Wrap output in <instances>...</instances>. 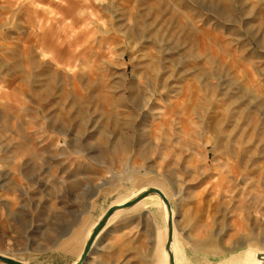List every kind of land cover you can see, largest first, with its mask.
Here are the masks:
<instances>
[{
	"label": "rangeland",
	"instance_id": "1",
	"mask_svg": "<svg viewBox=\"0 0 264 264\" xmlns=\"http://www.w3.org/2000/svg\"><path fill=\"white\" fill-rule=\"evenodd\" d=\"M104 2L0 0V256L73 264L149 187L179 264L264 249V0ZM163 226L145 198L84 264H163Z\"/></svg>",
	"mask_w": 264,
	"mask_h": 264
},
{
	"label": "bare ground",
	"instance_id": "2",
	"mask_svg": "<svg viewBox=\"0 0 264 264\" xmlns=\"http://www.w3.org/2000/svg\"><path fill=\"white\" fill-rule=\"evenodd\" d=\"M99 1V5H104L105 4V0H98ZM96 2V1H95ZM44 6V5H43ZM48 10H50V12H51V9H48ZM90 10H92V9H90ZM56 12V11H55ZM92 12V11H91ZM70 16H72V18H70L69 19V17H63V18H59V19H57L58 18V16H57V18H55V19H52V20H48V19H46L45 21H43L42 23L40 22V32L38 31V34H36L37 36H38V39L39 38H43V39H45V37L47 36V34L44 36V34H42L44 31H45V29H46V31L48 30V31H51V29H52V27H54V24L56 23V24H64L68 29H69V31L67 32V33H65L64 35H66V36H63V37H65V39H66V37L68 38V39H72V40H74L75 38H78V35H79V32H75V30H76V22H77V18H76V15H70ZM60 17V16H59ZM45 18V17H44ZM47 18V17H46ZM68 19H69V22H68ZM51 28V29H50ZM50 29V30H49ZM81 32V31H80ZM53 33V32H52ZM47 38V37H46ZM60 38V37H59ZM49 39H51V37L49 38ZM64 40V38L62 39V41ZM38 41V40H37ZM40 42V41H39ZM45 42V41H44ZM64 42V41H63ZM46 43V42H45ZM38 44H40V43H38ZM43 48V47H42ZM132 103H134L133 102V100H132ZM134 107L135 108H137L138 110H140L141 108H139V106H137L135 103H134ZM128 109H130V108H128ZM124 123H126V122H124ZM158 189V188H157ZM145 189H143L142 191H140L139 193H137L136 195H134L133 197H131L129 200H127V201H130L131 199H133V198H135L137 195H139L140 193H142L143 191H144ZM160 190V189H159ZM161 191V190H160ZM163 192V191H162ZM164 193V192H163ZM165 194V193H164ZM157 197L158 199H159V197L158 196H156V195H153V196H149V197ZM166 196V195H165ZM167 197V196H166ZM168 199V198H167ZM126 201V202H127ZM142 201V200H141ZM140 201V202H141ZM169 201V200H168ZM125 203V202H124ZM124 203H122V204H124ZM139 203V202H138ZM137 203V204H138ZM159 203H160V205H161V214H162V219H163V217L165 218V220L167 219V216H168V214H167V211H166V209H165V207L164 206H162V204H161V201H160V199H159ZM170 203V202H169ZM122 204H120V205H122ZM137 204H135V205H137ZM134 205V206H135ZM157 205V201L154 199V198H151V200H149L148 202H146V205H144V208L145 209H149V208H152V207H155ZM114 206H116V205H114ZM134 206H132V207H134ZM170 206H171V204H170ZM113 207V206H112ZM131 207V208H132ZM164 207V208H163ZM130 209V208H129ZM129 209H127V210H129ZM127 210H122V211H118V212H116L115 214H119V213H122V212H124V211H127ZM174 211L172 210V208H171V214H172V218H173V243H172V246H171V252H172V254L174 255V258H175V264H179L178 263V260H177V258H176V256H175V252H174V233H175V228H176V226H175V213H173ZM114 214V215H115ZM113 215V216H114ZM112 217V216H111ZM97 224V223H96ZM95 224V225H96ZM163 224H164V230H165V237H164V240H163V242H162V252H163V255L165 256V258L163 259V264H168V254H167V252L165 251V248H164V246H165V240H166V237H167V233H166V227H165V223H164V220H163ZM95 225H94V227H95ZM94 227H92L89 231V233H88V236H87V238L89 237V235H90V233H91V231H92V229L94 228ZM98 239H99V236H97V238H96V240H95V242H94V245H93V250H91V252L89 253V256H90V254L94 251V248H95V246L97 245V241H98ZM154 251H156L155 250V248H154V250H153V255H154ZM260 254H264V249H258V248H247V247H244V248H240V249H238L237 251H235V252H233V253H229V256H227V258H225V259H222V261H221V263L222 264H261V261H258L257 259H256V256L257 255H260ZM81 255V254H80ZM80 257V256H79ZM79 257H78V259H79ZM182 260H184V261H188V263L189 264H191V262H190V260H189V258L186 256V257H183V259ZM86 262V261H85ZM84 262V263H85ZM83 263V264H84ZM23 264V263H22ZM74 264V263H73ZM154 264V263H153Z\"/></svg>",
	"mask_w": 264,
	"mask_h": 264
},
{
	"label": "water",
	"instance_id": "3",
	"mask_svg": "<svg viewBox=\"0 0 264 264\" xmlns=\"http://www.w3.org/2000/svg\"><path fill=\"white\" fill-rule=\"evenodd\" d=\"M153 195H156L159 197L162 206L165 207L167 214H168L166 220L163 217L165 227H166V233H167L164 248L168 254V264H175V258L171 252V246L173 243V218H172V214H171V206H170V203H169L167 197L165 196V194L155 187H149V188L145 189L142 193L137 195L135 198L131 199L130 201L125 202L122 205H116V206L110 207L105 212V214L101 217V219L97 222L95 227L92 229L89 237L86 240V243L84 245V248L82 250V253H81L79 259L74 264H83L85 261H87V259L89 258V253L91 252V250H93V245H94V242H95L97 236L103 231V229L105 228V226H106L107 222L109 221V219L111 218V216H113L118 211L129 209L132 206H134L135 204H137L138 202H140L141 200H143L149 196H153ZM256 259L258 261H261V264H264V254L257 255ZM0 262H2L4 264H22L18 261L8 259V258L2 257V256H0Z\"/></svg>",
	"mask_w": 264,
	"mask_h": 264
},
{
	"label": "crops",
	"instance_id": "4",
	"mask_svg": "<svg viewBox=\"0 0 264 264\" xmlns=\"http://www.w3.org/2000/svg\"><path fill=\"white\" fill-rule=\"evenodd\" d=\"M148 198V197H147Z\"/></svg>",
	"mask_w": 264,
	"mask_h": 264
}]
</instances>
